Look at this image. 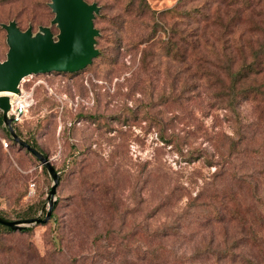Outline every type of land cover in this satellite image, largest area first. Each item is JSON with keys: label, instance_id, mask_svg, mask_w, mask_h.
I'll list each match as a JSON object with an SVG mask.
<instances>
[{"label": "rangeland", "instance_id": "374dc122", "mask_svg": "<svg viewBox=\"0 0 264 264\" xmlns=\"http://www.w3.org/2000/svg\"><path fill=\"white\" fill-rule=\"evenodd\" d=\"M86 1L97 57L14 99L59 182L49 220L0 228V264H264V0ZM48 2L0 0V23L57 33ZM3 137L0 212L43 218L53 180Z\"/></svg>", "mask_w": 264, "mask_h": 264}, {"label": "water", "instance_id": "95a60500", "mask_svg": "<svg viewBox=\"0 0 264 264\" xmlns=\"http://www.w3.org/2000/svg\"><path fill=\"white\" fill-rule=\"evenodd\" d=\"M48 5L54 13L51 24L56 26L57 33L50 26L40 25L34 32L32 26L22 30L15 20L0 23L6 31L8 45L5 59L0 60V91L20 93V81L29 74L75 72L85 68L98 55L99 50L95 47L98 30L93 21L99 11L97 3L86 0H49ZM9 110L10 98L0 95L3 124L8 128L10 136L45 166L53 180L47 195L48 208L43 218L36 216L8 220L0 216V224L13 230H22L30 224L44 223L50 218L56 200L54 197L59 174L46 155L18 136L12 127Z\"/></svg>", "mask_w": 264, "mask_h": 264}, {"label": "trees", "instance_id": "16d2710c", "mask_svg": "<svg viewBox=\"0 0 264 264\" xmlns=\"http://www.w3.org/2000/svg\"><path fill=\"white\" fill-rule=\"evenodd\" d=\"M261 49H259L260 50V53H262V52H264V42L263 43H261V47H260ZM257 53V52H256ZM255 53V54H256ZM97 57V56H96ZM94 59V58H93ZM93 59H92V61H93ZM87 67V66H86ZM240 70V69H239ZM76 72V71H75ZM238 74H240V71L238 72ZM18 121L19 120H12V126L13 125H16L17 123H18ZM0 126L2 127V129H3V133H4V137L3 138H5V139H11V137H10V134H9V131L5 128V126L3 125V119H2V113L0 112ZM15 132L18 134V136H19V131H17L16 129H15ZM163 137V136H162ZM23 139V138H22ZM23 140H25L27 143H29L31 146H33V147H35L37 150H39L38 148V146H37V144L36 143H31V142H29L28 140H26V139H23ZM40 151V150H39ZM41 152V151H40ZM44 154V153H43ZM45 155V154H44ZM53 165V164H52ZM54 166V165H53ZM55 168V167H54ZM55 170H56V168H55ZM57 171V170H56ZM58 172V171H57ZM12 174H14V173H12ZM59 174V173H58ZM11 177H13V175L11 176ZM52 211H53V209H52ZM32 209L31 210H28V211H26L25 212V214L23 215V217H25V218H31V217H36V216H31V214H32ZM51 214H52V212H51ZM0 216H2V217H4V218H6V219H8V220H17V219H9V218H7V217H5L4 215H2V213L0 212ZM30 216V217H29ZM50 218H51V216H50ZM49 218V219H50ZM18 219H23V218H18ZM48 219V220H49ZM0 228H4V229H9V227H7V226H4V225H2V224H0ZM26 229H30L29 227H27ZM13 230V229H12ZM188 259V258H187ZM186 261V260H185ZM185 261H183V264H185ZM153 262H154V264H161L159 261H157V260H153ZM148 264H151V263H148Z\"/></svg>", "mask_w": 264, "mask_h": 264}, {"label": "built area", "instance_id": "2783aa9c", "mask_svg": "<svg viewBox=\"0 0 264 264\" xmlns=\"http://www.w3.org/2000/svg\"><path fill=\"white\" fill-rule=\"evenodd\" d=\"M18 102V100H10V110L8 111V115L12 118V120H19L21 118V113L24 108L22 104H19ZM4 145H7L6 141H4Z\"/></svg>", "mask_w": 264, "mask_h": 264}, {"label": "bare ground", "instance_id": "6f19581e", "mask_svg": "<svg viewBox=\"0 0 264 264\" xmlns=\"http://www.w3.org/2000/svg\"><path fill=\"white\" fill-rule=\"evenodd\" d=\"M21 91V88H20ZM7 95L11 101H14L15 97L18 96L19 93L12 92V91H0V95Z\"/></svg>", "mask_w": 264, "mask_h": 264}]
</instances>
